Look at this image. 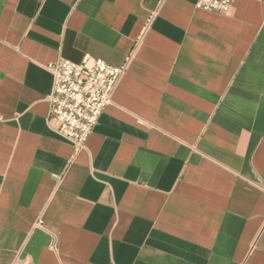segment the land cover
Masks as SVG:
<instances>
[{"label":"crops","instance_id":"0c3cea01","mask_svg":"<svg viewBox=\"0 0 264 264\" xmlns=\"http://www.w3.org/2000/svg\"><path fill=\"white\" fill-rule=\"evenodd\" d=\"M0 0V264H264V0ZM127 62L85 147L59 57Z\"/></svg>","mask_w":264,"mask_h":264},{"label":"built area","instance_id":"2783aa9c","mask_svg":"<svg viewBox=\"0 0 264 264\" xmlns=\"http://www.w3.org/2000/svg\"><path fill=\"white\" fill-rule=\"evenodd\" d=\"M234 2L196 0L194 7L227 14ZM47 67L53 75L47 96L49 116L56 123V131L70 140L76 150L82 149L103 109L112 102L127 62L113 65L85 53L79 62L59 57Z\"/></svg>","mask_w":264,"mask_h":264}]
</instances>
